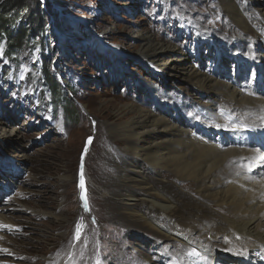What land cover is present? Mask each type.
<instances>
[{"label":"rangeland","instance_id":"1","mask_svg":"<svg viewBox=\"0 0 264 264\" xmlns=\"http://www.w3.org/2000/svg\"><path fill=\"white\" fill-rule=\"evenodd\" d=\"M42 17V26L22 21L31 39L16 58L0 38V214L12 222L0 264H198L196 247L126 219L100 192L115 190L126 157L108 125L122 122L116 111L132 102L155 112L178 106L196 125L207 123L205 94L182 72L152 67L138 53V31L221 79L238 74L235 61L257 58L260 39L231 25L219 0H50ZM42 61L61 85L44 83ZM253 74L249 67L245 78ZM177 183L192 192V180Z\"/></svg>","mask_w":264,"mask_h":264},{"label":"bare ground","instance_id":"2","mask_svg":"<svg viewBox=\"0 0 264 264\" xmlns=\"http://www.w3.org/2000/svg\"><path fill=\"white\" fill-rule=\"evenodd\" d=\"M251 2L259 3L256 10ZM219 4L231 25L260 39L257 58L235 61L238 74L221 79L193 68L176 45L138 31V53L152 67L182 72L205 94L207 123L196 125L178 106L155 112L126 103L116 111L122 122L108 125L126 157L118 166L115 190L100 192L113 196L111 207L126 219L154 227L187 249L196 247L198 264H264V0ZM249 67L254 74L247 79ZM217 126L227 128L218 133ZM181 180H192V192L178 185ZM11 223L0 214V253L8 252L3 230Z\"/></svg>","mask_w":264,"mask_h":264},{"label":"trees","instance_id":"3","mask_svg":"<svg viewBox=\"0 0 264 264\" xmlns=\"http://www.w3.org/2000/svg\"><path fill=\"white\" fill-rule=\"evenodd\" d=\"M50 4V0H45L42 2L41 0H0V37L3 39L6 38V51L9 58H16L17 52L22 49L27 42V39L31 37L30 27L22 26V21L25 19H31L35 21L38 25L42 26L45 23V19L42 16H45L46 7ZM31 39V38H30ZM32 42L35 43L36 41L32 39ZM44 60V59H43ZM43 67L44 70L47 71L45 73L46 77L50 79L44 78V83H54L56 85L60 84L59 79L54 73H49V64L47 61ZM64 83L67 84V88L69 92H76L73 90L72 85H68L69 83L64 80ZM61 85V84H60ZM64 94V89H63ZM64 97V96H63ZM72 99L70 104H75V100ZM52 102L54 103L53 107L57 109L60 104L56 101L55 96L51 98ZM59 101V99H57ZM62 106V105H61ZM63 115L67 118L72 119L73 115L66 113L65 108L62 106ZM74 112H72L73 114ZM78 113H75V117L77 118Z\"/></svg>","mask_w":264,"mask_h":264},{"label":"snow or ice","instance_id":"4","mask_svg":"<svg viewBox=\"0 0 264 264\" xmlns=\"http://www.w3.org/2000/svg\"><path fill=\"white\" fill-rule=\"evenodd\" d=\"M83 187V185H81ZM79 232V230H77ZM77 239H79V235H77Z\"/></svg>","mask_w":264,"mask_h":264}]
</instances>
